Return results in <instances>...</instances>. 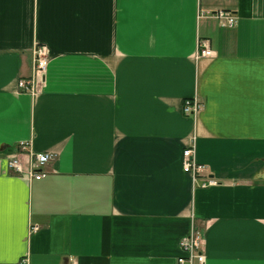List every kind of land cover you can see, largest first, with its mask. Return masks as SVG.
<instances>
[{"label": "crops", "instance_id": "1", "mask_svg": "<svg viewBox=\"0 0 264 264\" xmlns=\"http://www.w3.org/2000/svg\"><path fill=\"white\" fill-rule=\"evenodd\" d=\"M193 138L218 185L183 171ZM193 225L206 264H264V0H0V264H177Z\"/></svg>", "mask_w": 264, "mask_h": 264}, {"label": "built area", "instance_id": "2", "mask_svg": "<svg viewBox=\"0 0 264 264\" xmlns=\"http://www.w3.org/2000/svg\"><path fill=\"white\" fill-rule=\"evenodd\" d=\"M214 15L221 20H225L226 25L235 26L237 19L231 12L217 11ZM34 58L33 73L30 78H20L18 80V90L21 93L34 94L37 90L38 81L44 77L47 66V49L43 45H37L32 51ZM214 52L210 49L208 40H200L196 52L197 58L213 57ZM203 110V102L200 98L194 97L185 100L183 112L186 116L195 117ZM195 139L193 138L189 146L183 153V171L189 174L193 182L198 183L201 188L216 186L219 183L209 175L206 165L199 164L194 160ZM24 157H28L25 159ZM54 156L47 152H34L31 150L30 142H21L11 150V157L8 160V168L28 180H41L46 172L43 168L50 164ZM37 226L32 228L38 230ZM204 235L198 226L193 225L188 235L180 241L181 256L177 259V264H206L204 253Z\"/></svg>", "mask_w": 264, "mask_h": 264}]
</instances>
